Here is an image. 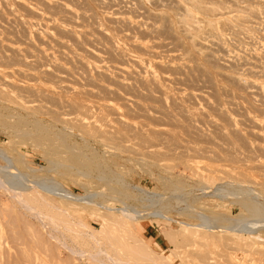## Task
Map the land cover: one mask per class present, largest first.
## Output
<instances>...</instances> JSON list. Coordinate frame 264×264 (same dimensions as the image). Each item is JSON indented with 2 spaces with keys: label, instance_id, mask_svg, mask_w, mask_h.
Wrapping results in <instances>:
<instances>
[{
  "label": "rangeland",
  "instance_id": "obj_1",
  "mask_svg": "<svg viewBox=\"0 0 264 264\" xmlns=\"http://www.w3.org/2000/svg\"><path fill=\"white\" fill-rule=\"evenodd\" d=\"M60 1L61 2L63 1L70 7L73 6L72 8L77 10V13L82 14L85 11L86 18L85 17L81 18L82 19L81 20L80 17L77 16L75 18L73 17L72 21L74 19L73 21L74 25L75 24L76 26L80 25V28H82L83 26L84 28L82 29H85L89 33L91 32L92 34L90 33L91 35L89 36V33H88V38H87L88 40L83 37L84 41H83L82 36H80V38L78 37V42L75 45L72 39H71L72 42L69 40L70 37L69 39H66L68 37L65 34H63L65 36H62V34L60 35L57 33L58 34L57 37L59 35L60 36L56 38V34H55L56 32L51 33L52 31L50 29L49 32L56 39L54 40L56 42L58 41L57 42L59 43L58 46H61V48L56 46L57 44H54L56 43L54 42V40H50V42L45 41L47 44L48 43L49 44L46 45L44 42V44L41 43L42 46L41 45L39 46L40 43L33 37V34H32V39L34 42H36V44L34 43V46L36 48L37 46L43 47V48L48 47V49L51 48L50 50L54 49L53 51L60 50L62 52H64L63 49H66V48H67L66 50L71 49L77 55L78 53L80 56L82 55V60H85L84 62L88 60L87 62L88 63L90 62L91 64L93 62L92 61L93 59L89 55L87 56V54H85L83 50H80V48L84 49V48L91 47L90 49H95L94 47H96L97 49L101 50L102 48L100 47H104L101 50V53H103L102 56L104 55L103 56L104 62L102 63L106 66H110L111 63L113 64L114 63L113 59L115 61L117 59L120 60L119 57L117 58V55H115L116 53H113L111 56H114V58L111 57V60H112L111 61L108 58L109 56L108 53L104 52L105 46L109 45L108 41L112 42L110 44H117V43L120 44L121 43L124 46H126L128 43H130L129 41H132L133 38L134 40L142 39V41H146V40L149 41L150 39L151 41H154V42L158 40L159 41V42L157 41L158 43H161V44L162 43L165 44V42L167 43L164 48L163 46L158 47L159 51L168 50L167 52H170V53L173 52L171 51L173 47L171 48L169 47V46H172V45H169L171 43V41L169 40L171 39L170 37L166 36L167 37L166 40H168V42L164 41L165 34L159 33L160 37L164 36L162 37L163 39L161 38V40L163 41L162 42L159 36L158 38H156L157 36L152 35L155 32L149 33V35L151 34V36H149L146 33H143L144 34L143 35L134 29L132 30V27H129L130 25L128 26L126 23H124L122 19H120V17L121 18L128 17L133 20L135 19L136 22H142L140 23L141 28L142 27L145 28V26L147 25L148 26L153 25L159 28L160 26H168L167 24H169L170 22L171 23L169 24V26H178V19L181 16L180 14L183 13L182 10L184 9L185 6H187L186 5L187 2L185 3L186 0L185 1L183 0H174V1L173 0H166V1L165 0H134V1L133 0H127V1L126 0H97V1L90 0L91 3L92 2L94 3L92 4L94 6V9L97 11L98 18L99 17L101 18V14L102 15L108 14L113 19L116 18L115 21L112 19L114 22L111 20V21H106L105 23V21L102 18L98 19L97 17H95L96 11L94 14V11L86 9L88 7L84 6V2H85L84 0L83 1L82 0H68V1L60 0ZM216 1L217 0H215V2L211 0L205 1L206 4L208 5L214 4V3L216 4L220 3V5L223 6L221 9H219L217 15L215 14L216 16H212V18L215 17L214 20H215L216 29L218 28L217 30L220 31L219 33L221 34L222 38L225 40L224 43L226 44V46L229 47V45H231L234 48V46L236 45L235 47H237L238 49L244 50L246 56H245V59L243 58L242 60H244L243 62H250L251 60L247 52L251 53L253 50H256L258 46L264 45V35L262 36V34L264 33L263 31L264 30V10H263L264 4H261L262 0H254V1L253 0H229V2L228 0H224L225 2L227 1L228 3L227 2L225 3L223 0L222 1L218 0L217 2ZM68 2L72 4H68ZM95 4L97 6H95ZM257 4L259 6H257ZM122 6H124V8ZM78 7H80V10ZM14 8L13 6H11L12 14L13 13L15 15L18 14V16L20 15L22 17L24 14L25 16L23 18H26L27 16V18L31 20V22L32 21L34 22L35 18H33V16L32 17L31 15L29 16L28 14H26L25 11L23 13V10L19 8H15V10ZM249 8H257L259 10H262L261 13L258 14V17L261 21L259 22V24L256 23L252 25L250 23L247 24V22H245L246 24L245 23L243 24L242 22L233 23L231 25L229 24L230 26L223 24L224 22L223 19L225 17H231L233 14H239V15H242L243 17L245 16L244 18H251ZM0 9H1L0 11H2V9L4 11V13L3 11L2 13L0 12V16H1L0 17V27L5 25L4 27L10 28L9 30L7 29V31H9L10 33L7 32L3 27L0 28L1 29L0 33L2 32L1 34H4V35L0 34L1 35L0 37L4 38L5 36L6 38L8 36L7 37L8 40L11 37L10 41L14 39L13 42L16 45H20L18 43L22 39L20 37L24 36L25 33L24 31H21L22 28H19V27L23 25H15V23L20 24L18 21L14 22L15 20L13 22H8L9 20L5 19V17H9L11 19L10 21H12L11 17H13L14 14L13 15L7 14L5 7H1ZM81 9H83L84 11ZM16 10H17V13H16ZM228 10H231L232 14H231V11L229 13ZM233 10L235 11V13H233ZM238 10H239V13H238ZM54 11L57 14L58 10L57 11L54 10ZM54 11L52 12L54 13ZM114 11H117V13H114ZM55 13L52 15V17L57 16L55 17V19L58 18L57 19L58 21L62 19L64 16L62 12L60 11H58L59 14L57 15ZM137 14L140 17H138ZM124 15L126 16L123 17ZM193 15L195 19L197 18L196 20L198 22L199 20H201V22H199L200 24L203 23V20L206 17L204 14L200 12L198 13L194 12ZM221 17L223 18L221 19ZM66 20L68 21V19H65V22H62L64 20L62 21L60 20L61 22L60 21L59 22L61 24H66L67 26L69 22V25H71L70 21L67 22ZM93 20H96V21H93ZM81 21H85V22H81ZM50 23H52V21H50ZM121 23L123 25H121ZM100 25L103 27H101ZM241 26L243 29L241 28ZM248 26H255V27H252L254 28L252 29L251 27H248ZM116 27L118 28L115 29ZM102 28L104 29V32L106 33V35L108 37H111L110 40H108L109 38H107V41H105L104 40L105 38H102L101 36L99 37V34L98 36H96L97 34L96 35L93 34V31H96L95 33L97 32L99 33V30L103 31ZM222 28L225 29L226 31L230 29L231 32L227 31V32L222 33L224 31ZM105 29L107 31H105ZM110 29H112V31H109ZM12 30L14 34L11 32ZM37 30L39 31L41 29L37 28ZM235 30L237 31V33H240V35L237 34ZM15 32L16 33L18 32V33L16 34ZM135 32L137 33V35L135 34L134 36L133 34ZM124 33L126 34L127 37L130 35L132 38L129 37L127 38L128 40L125 39L123 37L125 36ZM12 34L15 35L16 37L12 36ZM110 34L112 36L113 34L114 36L115 35L116 36L115 37L109 36ZM152 36H153V39H152ZM97 37L98 39L99 38L100 39L98 40ZM18 38L20 39V41L18 40ZM60 38L61 40L64 38L65 41L64 39L61 41ZM94 38H96L97 40ZM85 39L87 40L86 42L87 45L85 43L86 41ZM91 39H93L94 41H92ZM125 41L128 43H126ZM151 41L149 42L151 43ZM237 41H239V43L236 44L235 42ZM60 42L62 43L60 44ZM65 42H67V44ZM100 42L101 44H98ZM123 42H125V44ZM64 44L66 45L64 46ZM91 44H93V46H91ZM240 44L241 46H239ZM62 45L64 48H62ZM30 46H32V48L25 46L26 53L33 51V45H30ZM20 47L24 48V46L22 45H20ZM35 47H34V50H35ZM75 47L78 48L79 51ZM0 50H1V47H0ZM66 50L65 52H67ZM217 51H215L216 55H218L219 53H220L219 56H221V54L223 55V52L218 51L217 53ZM228 54H231V52ZM247 56H248L249 61L247 60ZM224 57L231 60L230 56L228 57L224 56ZM9 60L6 61L7 65H6V62L5 63L1 62L2 64L0 63V67L3 65L5 68V69L2 68L3 70L7 72L9 71L10 75H15V76H11V78L13 77L15 79H18L17 76L18 77L21 76L20 74L16 72L18 69H22V67L24 70L25 68L29 69L27 66L22 65L24 64V62L17 63L16 61L15 63L14 60L12 61L11 59ZM26 60L28 61L29 58ZM66 60L67 59H64V61L60 60L61 63L62 62L64 63V65L62 66L63 67L66 66V67L65 68L60 67L59 69L57 68L56 70V72L58 70L62 71V72L58 71L57 73V74L60 73L59 75L63 76L61 81L49 79L50 81L47 82L48 81L46 80L47 78H42V79H45L46 81H43L41 78L40 79L42 80V82L40 79L35 80V81L41 82V83L45 82L44 84L49 83L48 85H50V83L52 82L53 84L52 86H54L55 84L54 87H56V85L62 88L65 85H70V86L75 85L74 87L76 86L78 87L79 85H81L79 86V88L91 89L92 93H87V95H85L86 93L84 95L81 94L82 96L80 95L79 99L81 97L80 100L83 103L85 102L84 104H87L89 106V109H88L89 113L87 112V115L91 116L90 120H96L93 123L94 127H92L91 129L93 130L92 132L80 131L75 126H72L73 124L71 123H73L74 121L71 118L77 115V113L75 112L74 114L73 112L74 110H71L67 105H65L66 103L65 104L62 103L59 105L56 104L54 105L55 106L54 107L49 102L47 103V101L45 100L43 101L37 96H30V95H27L26 93L23 94V92H19L18 90H17L18 92L15 90L12 91V88L8 86L5 87L4 85H2V82H0L1 84L0 88L4 89V91H6L7 94H9L11 99H13V100L11 99L3 100L4 98L0 97V169L8 168L9 163H11L19 175V178H17L18 179L17 184L20 185V187H17L15 188L16 190H14V188H11V187L9 188L8 186L0 182V264H102L100 261L110 264L108 259L103 255H99L97 258L91 257V255H93L95 251H97V249H102L107 255H111V257L114 255L115 257L119 259L128 261L130 264H168V263L170 264H210V263L217 264V263H220L221 264V258H220L221 255H223V259H225L223 261L224 264L227 263L229 260H231V258H233V260L239 259V262L244 261V259L249 260L245 262L244 264H264V228H259L252 232H246L242 228L245 222H248L249 219L257 215V211L252 208L250 201L248 199H241L240 195L236 194V192H242V193L248 192L252 195L255 194L257 197L259 196L258 201H260L262 205L264 206V177H263L264 172H261L262 174L260 173L261 170L264 171V165H263L264 164L263 163L264 162V140L252 141L254 144L251 145L250 151H248L249 154L246 153L247 151H244L242 148L240 150L241 154H239L240 148H237L236 147L237 145L234 144L236 141L228 143V140H226L228 144L227 146L223 137H222L223 139L222 140L221 138H219L220 136H215L213 134L212 129H215L217 126L214 127L212 124L210 125V123H208L207 121L210 120L209 119L210 117L211 119L215 118L213 115H216L217 112H215L214 114V112H212V111H215L214 109L210 110L211 108H203V106H200L199 108L196 106L197 108L194 107L195 109L191 108L190 105L192 104H190L189 101L187 102V106H189L191 109L189 107L187 109H190V110L193 109V111L196 110V112L200 111L201 113L199 112L200 114H198V116L200 115L201 117V118L199 117L200 119L204 117L205 123L203 119H202L203 122L200 120L199 123L197 122L192 123L191 126H192L193 131L191 132L189 131V133L188 132L185 133L182 131L181 133H179L180 136L177 139V141L172 140V139L170 141L169 139H166V137L164 138L157 137V139L155 140L152 139L153 142L151 140V142L148 141V143L145 144L144 142L142 143V141L138 139L137 137L135 136L132 137L133 134H130V136H128L125 139H115V140L107 139L106 140L102 138V135H104V131H113V127L116 126L117 124H115L114 122H111V119L114 117L110 113L111 111H107L106 108L104 109L103 106H101L103 105V101H105L104 104L106 103L117 104V106L120 107L118 110L121 113H124L126 120L129 123H132L133 125L137 126L138 118L140 117L141 118L139 119V121L141 119L142 121H140L139 123L141 122L147 123L148 121H149L148 123H151V120L149 119L146 120L147 118L144 119L145 117H143V114H141V112L138 109H136V111L135 110L129 111V110L124 109V107L121 106L122 105L121 98L122 96L128 97L130 95L129 98L139 100L140 102L142 101V99L143 100H146V99L143 98V96L138 97V95H136L137 93L134 94L132 93V91L130 93L129 90L126 91L123 89L118 90L120 94L118 95V99H116L117 95L114 96L112 93L105 92L101 90V87H100L101 84L105 83L104 85L108 84L107 86L110 85V87L113 86L114 88H117L118 86L114 85L116 84L114 83L115 81H113L110 78L106 79V77L105 78L103 77L101 79V77H97L95 75L94 77L91 76L92 78L91 77L87 78L83 72L82 66L80 65L77 59L75 60L76 63L74 60L70 61V59H68L69 61L67 62L69 63H67ZM8 62L10 65L8 64ZM10 62L15 63V65L11 64ZM221 62L222 60H220V63ZM42 63L45 65V67L52 68L51 66L49 67V64H48L49 62H46V61L38 62L36 63L37 65H34V67L35 68L38 67L37 69L44 67V65L41 66ZM216 63L218 64L219 62H216ZM5 65L8 68L10 67L11 69L6 68ZM239 67L230 66L229 68H227V70L234 69L235 72L237 71L236 72L237 74H243V73L245 74L244 68L246 69V66L241 65ZM216 69L218 68H216L215 66V70L214 68L212 70L216 71ZM11 70L12 71L14 70L15 72L11 73ZM91 74L93 75L94 73L91 72ZM246 75H247V72H246ZM95 77L96 79H93ZM89 79L90 80L92 79V80L90 81ZM105 80L106 81L108 80V82H105ZM31 81H34V80H31ZM201 81L200 80L198 82L196 81L195 83L196 85L195 84L191 85L189 82L188 83L186 82L185 84L184 83L182 84L180 82L183 85V87L182 85L178 84V82L175 84H178L180 86L179 88L181 87L187 88V87L192 86V89H194V91H197V90L201 91V89L202 90L204 89L203 91H206L205 93L207 94L209 100L211 99L210 103L212 102L213 105L216 104L215 103L216 100L212 94V90L210 91L209 90L210 86H207V84L209 85V83H206L207 81L204 82L203 79H201ZM218 81L220 80L218 79ZM221 81H220L221 83L219 82V84H221V86L223 87H227V85L229 84L228 82H226V80L224 81L225 83H223V80ZM110 82L111 84H113L112 86ZM86 83L88 84V86ZM95 84L99 85V87L96 86ZM137 84L138 83H135L136 86ZM175 84H174V87L177 86ZM139 85L140 84H138V86ZM201 85L203 86L202 88L200 87ZM89 86H92L93 88ZM140 86H139V89H140ZM196 87H198L199 89ZM63 89L61 90L59 89V90L63 92L62 94L66 98L67 95H70V93H68V91L66 90L63 91ZM97 89L99 92L97 91ZM187 89H191V88H187ZM123 92L125 94H123ZM127 92H129L130 94L127 95L126 94ZM151 92H153L152 95L154 94V96L159 95V92L155 90H152ZM210 92L211 94H209ZM19 93L21 94L19 95ZM230 93L228 94V97ZM89 94L90 96H88ZM132 94H134V96ZM227 94L225 95L224 93L221 95L222 102L224 101V99L227 98L225 97L227 96ZM210 95L212 98L210 97ZM233 95L236 96L235 98H238V100L234 99ZM86 96H88L90 101H86V100H89L87 99ZM135 96L139 99H137ZM231 96L233 99L230 98ZM238 96H240V98ZM29 97L31 98L33 97V98L32 99L30 98L27 102L26 100ZM36 97H37V100H35ZM82 97L83 98L85 97V98L83 99ZM230 97L227 98L226 101H224V104L226 105L225 107L228 108L227 112L230 113L232 116H234L237 120L244 121V119L248 115H251V114L253 115L254 113H255L254 115H263L260 111L251 108L249 103L241 98V95L232 93ZM259 97L260 96H254L256 100L260 99ZM20 98L21 99L23 98V100L21 101ZM32 100L34 101L32 102ZM24 101H26L25 104H23ZM152 101L150 102V105L147 102V100L145 101L147 103L142 101L143 104H145L146 106L147 105L149 106V107L147 106L148 107L147 110L149 108L150 109L152 108L150 106H151V103L152 104L154 103V100ZM238 101L239 103L240 102L242 103L240 104L237 103L238 105L234 107L232 106L233 108L229 106L228 104V102L236 103ZM155 103L157 102L155 101ZM38 104L39 105L41 104V105L39 106ZM97 104L100 105L101 107L100 106L98 107ZM25 105L26 106L31 105L33 108H27ZM63 105L64 107H68V108L65 109ZM41 106L48 108V109H44ZM34 107L36 108V110ZM39 107L42 108V109L40 108L41 111ZM59 107L61 108V110H59L60 109ZM23 108L28 109V110H25ZM202 109L203 111H201ZM63 110L65 113L63 112ZM152 110L156 111L157 109L154 110V108H152ZM152 110L148 112L151 113ZM174 111L176 112V110ZM159 112H155L156 114L155 113L153 114L159 116L160 115ZM210 114L212 115L210 116ZM100 115L102 116V119L99 118ZM20 118L22 119V121ZM54 118L55 119L57 118V120L54 121ZM65 119H69V123L71 125L68 123V120H65ZM70 120H72L73 122L72 121L70 122ZM152 121H154L153 122L154 124L156 123L158 124L157 128L155 127V129H159L158 126L164 129L165 128L171 129V125H170L171 122L166 119H161V120L158 119V121L157 120H152ZM217 121H219V119ZM20 123L23 124V128L22 126H20ZM245 123L248 124L246 121H244L243 124ZM243 124L239 126H240V129L243 128L244 130L248 128L247 126H249L250 123L248 125H243ZM194 126L196 128L195 130L193 129ZM219 126L220 125H218V127ZM121 127L123 128L124 131L132 128V127L123 126V125H121ZM221 127L222 126H220L219 129ZM250 127L251 126H249V129L252 128ZM86 131H89V130H86ZM59 133L61 135H59ZM196 134L198 135L200 134V136ZM39 137H41V139ZM158 140H161V142ZM205 140L207 141V143ZM62 141H63V144H62ZM59 142H61V144ZM222 142L224 145L222 144ZM261 142L263 143V145ZM230 143H233L234 145H231ZM66 144L69 146L67 147ZM229 145H231V147ZM232 146H235L233 148L235 149L237 148L238 150H236L235 152ZM226 147H228L230 150H228V148ZM231 151L235 152V154L234 153L233 154L234 155L237 154L238 157L237 155L236 157L239 158V159H236L234 156L233 157L234 160L236 159V162L234 161V163H233L232 158L228 159V157L225 156V154L230 155ZM63 154L66 156H64ZM67 155L70 157H67ZM75 156H80L79 159L84 160L85 162V166L83 168V170H85L84 172L80 173L75 168V166L78 164L77 161L74 159ZM220 156L222 158L223 157L225 158H223L222 160ZM68 161L69 163H67ZM59 162L62 166L58 165ZM230 162L233 163V165ZM70 163H72V165H75L76 163V165L73 167ZM240 164L241 166H239ZM204 170L206 171V173L208 172L209 175L212 176L213 180L206 179L200 175V173L206 174ZM211 170H214L216 173L210 174ZM219 177H221L222 180H220ZM101 178L103 179L101 180ZM247 178H249L248 182H246ZM28 179L30 180L32 179L33 182L29 181ZM222 182L224 183L232 182L234 184L233 190L235 193L226 194L225 195L226 197L225 196L222 197V195L213 196L212 193L210 192L213 189H210V190L207 189L209 185H219ZM21 184L22 185L30 184L31 188L23 189L21 188L22 186ZM60 187H63L69 190V192H71L74 197H77L79 199L59 195L58 193H56V190L54 189L60 188ZM81 199H83V201ZM125 204H127L128 206L134 208L135 210L139 212H143L144 217L138 220L127 221V226L125 227L127 228L128 225L132 224V226H134V232L136 233L135 235H137V237H142L145 233V243L139 241V238L137 239V237L136 238L132 237L129 234V232L126 231V228L123 233H119V230L116 229V225H115L118 223V222H115L116 219L115 220L111 219L109 220L108 223L104 222L102 215H106V214L109 215L110 213H113L116 215L118 214V212H111L109 209L105 208V206L111 207V208L122 209ZM151 211L159 212L160 214L158 213V215H161L162 218L153 217V216H150L151 214H147V212H151ZM153 214H157V213L153 212ZM113 221H114V225L112 224ZM230 224H234L238 226V229H236V231H228V230H224V231L208 230L207 231L206 230V228H208L211 225L218 226V225H230ZM192 226L197 227L199 231L203 233L202 235L204 236L201 237L199 235L200 233L198 232L195 233L194 231H198V230L193 229ZM114 229H116L118 232H114L113 231ZM207 235H214L216 240L211 239ZM150 244L153 245L154 248L149 247L148 245ZM200 254L202 258H203L202 255L205 254L204 255L205 258L203 259L201 258V261L199 260ZM216 254H219L220 256L218 255L216 256ZM202 260L204 262H202Z\"/></svg>",
  "mask_w": 264,
  "mask_h": 264
},
{
  "label": "bare ground",
  "instance_id": "obj_2",
  "mask_svg": "<svg viewBox=\"0 0 264 264\" xmlns=\"http://www.w3.org/2000/svg\"><path fill=\"white\" fill-rule=\"evenodd\" d=\"M39 1V3H38ZM68 1V0H67ZM83 1V0H82ZM84 6H87L88 8L86 9H89L91 11H94V14H95V9H94V6L93 4L91 3L90 0H84ZM95 1V0H94ZM97 1V0H96ZM127 1V0H126ZM134 1V0H133ZM166 1V0H165ZM174 1V0H173ZM185 1V0H183ZM206 0H186L185 3L187 2V6L182 7V11L183 13L180 14L181 16L179 17L178 19V26H169V24H167L168 26H160L159 28H157L156 26H145V28H141V24L142 22H136L135 19H130L128 17H125L126 15H124L123 17L125 18H121L122 21L124 23H126L129 27H132V30H136L137 32H140L141 34L143 33H146L149 35V33H153L152 35L154 36H157L156 38H161L165 36V40L164 41H167L166 38L167 37H170L171 39H169L171 41V43L169 45H172V46H169L170 48L173 47V49L170 50L173 51V52H167L166 50H163V51H159V48L158 47H162L163 48L166 46V42L165 44L164 43H158L157 41L154 42V41H151L149 39V41H151V43L149 41H142L141 40H134V38L132 39V41H129L130 43H128L126 46H124L123 44H110L112 42H109V45L108 46H105V50L104 52L105 53H108V58L111 60V57L114 58V56H111L113 53H116L115 55H117V58L119 57L120 60H114V63L110 66H106L104 65L102 62H104V58L102 56L103 53H101V50L104 48V47H100L102 48L101 50L97 49L96 47H94L95 49H90L91 47L89 48H84V49H81L80 50H83L85 54H87V56L89 55L93 60L92 64L89 62H87L88 60H86V62H84L85 60H82V55L80 56L79 53L78 55L73 51V50H66V49H63L64 52L60 51V50H56V51H53V50H50L47 48H43V47H38L37 45V48L34 46V43L36 44V42L33 41L32 39V34H33V37L40 43L39 46L41 45V43L44 44L45 41L47 42H50V40H54V36L51 34V33H55L56 34V38H58L61 34L62 36H67L68 38L66 39H69L70 37V41L71 39L73 40V42L75 43V45L77 44L78 42V37L80 38V36H82V38H88V31H86L85 29H82L84 28L82 26V28H80V25L76 26V24L74 25L73 21H72V18L74 17H80L81 18H84L85 17V11L84 13L80 14V13H77V10H75L74 8L70 7L69 5H67L66 3H64L63 1L61 2L60 0H0V8L1 7H5L6 9V13L7 14H12V9H11V6H13V8H19L21 10H23V13L24 11L26 12V14H28L29 16L31 15V17L33 16V18H35L34 22L31 20H29L27 18H23L25 15L23 14V17L22 16H18L13 15L12 18V21H10L11 19L9 17H5V19L9 20L8 22H16L18 21L20 24H16L15 25H23L19 28H22L21 31H24L25 35L20 37L22 38L21 41L20 39L18 38V40L20 42H18L20 45L24 46L23 47H20V45H16L12 39L10 41V38L9 40L7 39V37L5 38H1L0 37V47H1V50H0V63L1 62H6L8 61L9 59L14 60L15 63L17 61L18 62H24V66H27L29 69L25 68V70L23 69H18L16 72L18 74H20L17 78L18 79H15V78H11V76H15V75H10L9 71H5L3 70L2 68H4V66L0 67V82H2V85H4L5 87L8 86L10 88H12V91L15 90V91H19V92H23L26 93L27 95H30V96H37L38 98H40L41 100H45L47 101V103L49 102L50 104H52L53 106L56 105V104H62V103H66L65 105H67L71 110H74V114L75 112L77 113V115H75L73 118H71L72 120H70V122L72 121L73 124L72 126H75L77 129H79L80 131H85V132H92L93 130L92 127H94V122L96 120H90L91 119V116L87 115V112H88V109H89V106L87 104H84L80 99H79V96L81 94H85L87 95V93H92L91 89L89 88H79V85L78 87H74V86H70V85H65L63 84V88L62 87H58L55 84L54 86H52V82L50 83V85H48L49 83L47 84H44V83H41L42 80L43 81H46L48 80L47 82H49L50 80H57V81H61L62 80V77L63 76H60L58 73V71L56 72L57 68L59 69L60 67H63L62 65H64V63L62 64L60 62V60L64 61V59H67V61H69L68 59H70V61L72 60H78L80 65L82 66L83 68V72L84 74L86 75L87 78L89 77H94L97 76V77H101V79L104 77L107 78H110L112 79L113 81H115L114 85H117L116 87L117 88H114L111 84L112 87L107 86L108 84L104 85V84H101L100 87H101V90L105 91V92H108V93H112L114 96L117 95V98L118 99V95L120 94V92L118 91L119 89H123V90H126L131 93H137L136 95H138V97H142L145 98L147 100V102L149 100H154V103L155 105H153L151 103V106L152 108L157 109L156 111H153L152 108L150 110L153 111V113L155 112H159L160 115L157 116V115H154L149 109L147 110L148 107L143 104V102H145L146 100H143L142 98V101L140 102L139 100H135V99H132V98H129L128 97H124L122 96V101H121V106L124 107V109L126 110H131V111H136V109H138L141 114H143V117H145L144 119L146 120H151V123H139L140 121H142V119L139 121V119L141 118H138V124L137 126L133 125L132 123H129L126 118H125V115L124 113H121L118 109L120 108L119 106H117V104H114V103H106L104 104L105 101H103V108L107 109V111H111L110 113L114 116L112 119H111V122H114L115 124H117L116 126L113 127V131H104V135H102V138L104 139H110V140H115V139H125L127 138L128 136H130V134H133L132 137H137L138 139H140L142 141V143L144 142L145 144L148 143V141L151 142L152 139H157V137L159 138H164L166 137V139H169L171 141L172 140H175L177 141V139L179 138V133H181L182 131L183 132H188L189 131H193L192 130V126L191 124L192 123H199L200 120L203 122L204 120V117L202 119H200V115L198 116V114H200L198 111V113L196 112V110L193 111L190 110L191 108H194V107H200V106H203V108H211L210 110L214 109L215 111H212L214 112H217L216 115H213L215 118H212L211 117L207 120L208 123H210V125L212 124L214 127L218 125L222 126L220 129L218 127L215 128V129H212L213 131V134L215 136H220L219 138L225 140V143L226 145L228 146L226 140H228V143L229 142H233V141H236L234 144H236L237 148H240L239 149V154H241L240 150L241 148L244 150V151H247L246 153L249 154L248 151H250V147L252 144H254L252 141H256V140H264V45L263 46H258L256 48V50H251L252 52L249 53V58H250V62H243L244 60H242L243 58L245 59V52L244 50H241V49H238L237 47H235L234 45V48L229 45L226 46V44L224 43V39L222 38L221 34L219 33L220 31H218L216 29V26H215V20L214 18H212V16H216L219 9H221L223 6L220 5V3L216 4H206L205 2ZM211 1H214L215 0H211ZM218 1V0H217ZM216 1V2H217ZM222 1V0H221ZM224 1V0H223ZM254 1V0H253ZM70 2V1H69ZM68 4H72V3H69ZM116 2V1H115ZM120 2V1H119ZM138 2V1H137ZM225 2V1H224ZM223 2V3H224ZM227 2V1H226ZM225 2V3H226ZM229 2V0H228ZM227 2V3H228ZM238 2V1H237ZM247 2V1H246ZM259 2V1H258ZM77 3V2H76ZM80 3V2H79ZM110 3V2H109ZM222 3V2H221ZM244 3V2H243ZM251 3V2H250ZM260 3V2H259ZM81 4V3H80ZM111 4V3H110ZM114 4V3H113ZM116 4V3H115ZM160 4V3H159ZM168 4V3H167ZM183 4V3H182ZM248 4V3H247ZM261 4H264V0L261 1ZM74 5V3H73ZM78 5V4H77ZM117 5V4H116ZM119 5V4H118ZM158 5V4H157ZM162 5V4H161ZM181 5V4H180ZM233 5V4H232ZM95 6H97L95 4ZM107 6V5H106ZM235 6V5H234ZM257 6H259L257 4ZM263 6V5H262ZM76 7V6H75ZM83 7V5H82ZM108 7V6H107ZM110 7V6H109ZM118 7V6H117ZM124 8V6H122ZM135 7V6H134ZM141 7V6H140ZM139 7V8H140ZM160 7V6H159ZM181 7V6H180ZM227 7V6H226ZM14 8V10H15ZM79 10H80V7H78ZM99 8V7H97ZM138 8V7H137ZM142 8V7H141ZM167 8V7H166ZM77 9V8H76ZM106 9V8H105ZM132 9V8H131ZM175 9V8H174ZM244 9V8H243ZM247 9V8H246ZM263 9V8H261ZM1 10V9H0ZM54 10H58L60 12H62V15L63 18L60 19L62 22H65V19H68V21H70L71 25H69V22H68V26L66 24H61L57 19H55V17L57 16H53L52 15L55 13ZM78 10V11H79ZM122 10V9H121ZM137 10V9H136ZM179 10V11H181ZM232 10V9H231ZM231 10H228L229 13ZM264 10V9H263ZM3 11V9H2ZM2 11H0L2 13ZM54 11V13L52 12ZM57 11V14H59ZM126 11V10H125ZM241 11V10H240ZM249 11H250V14H251V18H244L242 15H239V14H233L231 17H225L223 19V24L225 25H231L233 23H245L247 22V24H256L260 21L259 17H258V14L261 13L262 10H259L257 8H249ZM194 12H200L202 14H204L206 17L205 19L203 20V23L200 24L199 22H201V20H199V22L194 18V15L193 13ZM4 13V11H3ZM16 13H17V10H16ZM87 13V11H86ZM99 13V11H98ZM106 13V11H105ZM114 13H117V11H114ZM121 13V11H120ZM128 13V11H127ZM233 13H235V11L233 10ZM238 13H239V10H238ZM20 14V13H19ZM56 14V13H55ZM56 14V15H57ZM144 14V13H143ZM147 14V13H145ZM176 14V13H175ZM216 14V15H215ZM224 14V13H223ZM231 14H232V11H231ZM3 15V14H1ZM91 15V13H90ZM93 15V14H92ZM97 17L98 14H97V11H96V14H95ZM113 15V14H112ZM115 15V14H114ZM118 15V14H117ZM138 15V14H137ZM136 15V16H137ZM220 15V14H219ZM249 15V14H248ZM121 16V15H120ZM143 16V15H142ZM223 16V15H222ZM229 16V15H228ZM247 16V15H246ZM263 16V15H262ZM1 17V16H0ZM2 17V18H4ZM131 17V16H130ZM133 17V16H132ZM138 17H140L138 15ZM151 17V16H150ZM155 17V16H154ZM159 17V16H157ZM156 17V18H157ZM198 17V16H197ZM61 18V17H59ZM86 18V17H85ZM92 18V17H91ZM98 18V17H97ZM96 18V20H97ZM100 18V17H99ZM98 18V19H99ZM101 18L105 21H111L113 18L110 17L108 14L106 15H102L101 14ZM100 18V19H101ZM143 18V17H142ZM162 18V17H161ZM201 18V17H200ZM223 17H221L222 19ZM71 19V20H70ZM79 19V18H77ZM94 19V18H93ZM116 19V18H115ZM115 19H113L115 21ZM119 19V18H118ZM117 19V20H118ZM154 19V18H153ZM164 19V18H163ZM217 19V18H216ZM220 19V20H221ZM6 20V21H7ZM82 20V19H81ZM96 20H93V21H96ZM112 20V21H113ZM137 20V19H136ZM145 20V19H143ZM149 20V19H148ZM155 20V19H154ZM158 20V19H157ZM218 20V19H217ZM49 21V22H48ZM50 21H52V23H50ZM86 21V19H85ZM85 21H81V22H85ZM113 21V22H114ZM120 21V20H119ZM118 21V22H119ZM48 22V24H47ZM66 22V23H67ZM80 22V23H81ZM88 22V21H87ZM103 22V21H102ZM121 22V21H120ZM122 22V23H123ZM144 22V21H143ZM146 22V21H145ZM152 22V21H151ZM167 22V21H166ZM73 23V25H72ZM91 23V22H90ZM108 23V22H107ZM110 23V22H109ZM121 23V25H123ZM153 23V22H152ZM219 23V22H218ZM221 23V22H220ZM2 24V23H1ZM4 24V23H3ZM51 24V25H49ZM84 24V23H83ZM119 24V23H118ZM154 24V23H153ZM158 24V23H157ZM222 24V23H221ZM246 24V23H245ZM113 25V23H112ZM125 25V24H124ZM145 25V24H144ZM161 25V24H160ZM175 25V24H174ZM220 25V24H219ZM224 25V26H225ZM229 25V26H230ZM5 26V25H4ZM2 26L6 31L7 29L9 30L10 28H7V27H4ZM11 26V25H10ZM9 26V27H10ZM85 26V25H84ZM91 26V25H90ZM101 26V25H100ZM143 26V24H142ZM0 27V28H2ZM12 27V26H11ZM15 27V26H14ZM86 27V26H85ZM99 27V26H98ZM103 27V26H101ZM127 27V26H126ZM125 27V28H126ZM221 27V26H220ZM239 27V26H238ZM248 27H255V26H248ZM246 27V28H248ZM263 27V25H262ZM17 28V27H16ZM37 28H40L41 30H37ZM87 28V27H86ZM90 28V27H89ZM93 28V26H92ZM118 27H116L115 29H117ZM224 28V27H223ZM222 28V29H223ZM227 28V27H226ZM242 28V26H241ZM18 29V28H17ZM51 29V33L49 32V30ZM53 29V30H52ZM97 29V28H95ZM100 29V28H99ZM123 29V28H122ZM243 29V28H242ZM250 29V28H249ZM254 29V28H252ZM1 30V29H0ZM19 30V29H18ZM17 30V31H18ZM55 30V31H54ZM88 30V29H87ZM93 30V29H92ZM103 31L99 30V33H95L96 31H93V34H97L96 36H98L99 34V37L101 36L102 38H105L104 40L107 41V38H109L108 40H110L111 37H108L106 35V33L104 32V29L102 28ZM160 30V31H159ZM224 32H229V30H225L223 29ZM237 30V28H236ZM235 30V31H236ZM256 30V28H255ZM259 30V29H258ZM90 31V30H89ZM98 31V30H97ZM105 31H107L105 29ZM109 31H112V29H110ZM108 31V32H109ZM114 31V30H113ZM118 31V30H117ZM157 31V32H156ZM233 31V30H232ZM241 31V30H240ZM250 31V30H249ZM252 31V30H251ZM264 31V30H263ZM9 32V31H7ZM13 33V30L11 31ZM20 32V31H19ZM115 32V31H114ZM120 32V31H119ZM231 32V31H230ZM244 32V31H243ZM242 32V33H243ZM254 32V31H253ZM2 33V32H1ZM0 33V34H1ZM6 33V32H5ZM10 33V32H9ZM16 33V32H15ZM18 33V32H17ZM16 33V34H17ZM23 33V32H22ZM60 34L58 37L57 35ZM91 33V32H90ZM89 33V36L92 34ZM165 34L164 36H161L160 37V34ZM237 33V31H236ZM247 33V32H246ZM7 34V33H6ZM14 34V33H13ZM14 37H16L15 35H13ZM65 34V35H63ZM121 34V33H120ZM119 34V35H120ZM123 34V33H122ZM125 34V33H124ZM135 34L137 35V33L135 32L133 35L135 36ZM140 34V35H141ZM156 34V35H155ZM228 34V33H227ZM230 34V33H229ZM233 34V32H232ZM240 35V33H237ZM244 34V33H243ZM258 34V33H257ZM1 35H4V34H1ZM0 35V36H1ZM94 35V36H95ZM128 35V34H127ZM132 35V33H131ZM144 35V34H143ZM231 35V34H230ZM242 35V34H241ZM264 35V33L262 34V36ZM61 36V37H62ZM109 36H112L111 34ZM114 36V34H113ZM112 36V37H113ZM116 36V35H115ZM114 36V37H115ZM123 36V35H122ZM142 36V35H141ZM151 36V34L149 35ZM167 36V37H166ZM235 36V35H234ZM243 36V35H242ZM261 36V35H260ZM259 36V37H260ZM13 37V38H14ZM125 39L131 37L130 35L127 37L126 34L125 36H123ZM137 37V36H136ZM237 37V36H236ZM240 37V36H239ZM84 38H83V41H84ZM118 38V37H117ZM121 38V37H120ZM132 38V37H131ZM151 38V37H150ZM247 38V37H246ZM249 38V37H248ZM257 38V37H256ZM16 39V38H15ZM64 39V38H63ZM62 39V40H63ZM85 39V40H86ZM96 39V38H94ZM98 39V37H97ZM96 39V40H97ZM100 39V38H99ZM98 39V40H99ZM152 39H153V36H152ZM163 39V38H162ZM227 39V38H226ZM232 39V38H231ZM237 39V38H236ZM261 39V38H260ZM56 40V39H55ZM54 40V42H56ZM61 40V38H60ZM61 40V41H62ZM88 40V39H87ZM87 40L85 41V43L87 42ZM90 40V38H89ZM92 41H94L93 39H91ZM95 40V41H96ZM102 40V39H101ZM113 40V39H112ZM123 40V39H122ZM121 40V41H122ZM128 40V39H127ZM131 40V39H130ZM263 40V39H262ZM65 41V39H64ZM67 41V40H66ZM82 41V39H81ZM103 41V40H102ZM162 41V40H161ZM236 41V40H234ZM240 41V39H239ZM239 41L235 42L236 44L239 43ZM261 41V40H260ZM16 42V41H15ZM37 42V43H38ZM53 42V43H54ZM58 42V41H57ZM54 43V44H57L56 46L59 45V43ZM72 42V41H71ZM80 42V41H79ZM125 42H123L125 44ZM149 42V43H148ZM163 42V41H162ZM227 42V41H226ZM256 42V41H255ZM62 42H60L61 44ZM67 44V42H65ZM84 43V42H83ZM81 43V44H83ZM116 43V41H115ZM242 43V41H241ZM250 43V42H249ZM46 45H48L46 42H45ZM64 44V46L66 45ZM80 44V43H78ZM98 44H101L98 43ZM107 44V42H106ZM255 44V43H254ZM258 44V43H257ZM30 45H33V51L31 52H28L26 53V47H31ZM87 45V43H86ZM89 45V44H88ZM259 45V44H258ZM42 46V45H41ZM71 46V45H70ZM74 46V44H73ZM78 46V45H77ZM85 46V44H84ZM91 46H93V44H91ZM98 46V45H97ZM103 46V45H102ZM231 46V47H230ZM241 46V44L239 45ZM244 46V45H243ZM34 47H35V50H34ZM45 47V46H44ZM59 48H61V46H58ZM57 47V49H58ZM79 47V46H78ZM168 47V46H167ZM215 47V48H214ZM260 47V48H259ZM62 48L63 45H62ZM70 48V47H69ZM68 48V49H69ZM76 48V47H75ZM93 48V47H92ZM158 48V49H157ZM252 48V47H250ZM30 49V48H28ZM78 50V48H76ZM75 49V50H76ZM235 49V50H234ZM62 50V49H61ZM65 50L67 52H65ZM161 50V49H160ZM220 51V52H223V55L224 56H230V59H227L225 58L222 54L221 56L216 55L215 51ZM25 51V52H24ZM79 51V50H78ZM217 51V53H218ZM103 52V51H102ZM231 54H228L230 53ZM75 53V54H74ZM83 53V52H82ZM27 54V55H26ZM81 54V53H80ZM226 54V55H225ZM247 54V55H248ZM107 56V55H106ZM105 56V57H106ZM89 57V58H90ZM29 60L27 61L26 59ZM33 58V59H31ZM85 58V57H83ZM88 58V59H89ZM106 59V58H105ZM90 60V59H89ZM220 60H222V62L220 63ZM242 60V61H241ZM247 60H248V56H247ZM10 61V60H9ZM49 62V67L51 66L52 68H47L45 67V65L42 63L41 66L44 65V67H41L39 69L35 68L34 65H37L36 63L38 62ZM107 61V60H105ZM112 61V60H111ZM249 61V60H248ZM216 62H219L218 64ZM3 63V64H4ZM11 64H14L13 62H10ZM69 63V62H67ZM76 63V61H75ZM245 63V64H243ZM2 64V63H1ZM9 64V62H8ZM72 64V63H71ZM217 64V65H216ZM6 65H7V62H6ZM5 65V67H6ZM10 65V64H9ZM21 65V66H22ZM39 65V64H38ZM241 65H245L246 66V69L244 68V71H245V74H237L234 69L232 70H227V68H229L230 66L232 67H239ZM12 66V65H11ZM68 66V65H67ZM215 66L216 68V71L215 70ZM14 67V66H13ZM66 67V66H65ZM63 67V68H65ZM69 67V66H68ZM75 67V66H74ZM79 67V66H78ZM8 68V67H6ZM10 68V67H9ZM8 68V69H9ZM17 68V67H16ZM20 68V67H19ZM34 68V69H33ZM81 68V67H80ZM214 68V70H212ZM240 68V67H239ZM5 69V68H4ZM7 69V70H8ZM11 69V68H10ZM36 69V70H35ZM77 69V68H76ZM16 70V69H15ZM61 70V69H60ZM66 70V69H65ZM71 70V69H70ZM78 70V69H77ZM72 71V70H71ZM15 71L11 70V73H14ZM59 72H62V71H59ZM91 72H93L94 74L92 75ZM212 72V74H211ZM246 72H247V75H246ZM64 73V71H63ZM62 73V74H63ZM70 73V72H68ZM67 74V73H66ZM72 75V74H71ZM85 77V76H84ZM91 77V78H92ZM9 78V79H8ZM42 78H47L46 80L45 79H41ZM78 78V77H77ZM8 79V80H7ZM40 79L41 82H36L35 80H38ZM50 79V80H49ZM66 79V78H65ZM82 79V78H81ZM93 79H96L93 78ZM99 79V78H98ZM108 79V80H110ZM201 79L204 80V82L206 83H209V85L207 84V86H210L209 90L211 91L212 90V94L216 100V104L213 105V103L211 104L210 103V100L207 96V94L205 93L206 91H203L201 89L200 90H197L196 87L195 89L197 91H194V89H192V86L191 87H187V88H191V89H187L186 87L185 88H182L183 87V83L185 84L186 82L190 83L191 85H194L196 83V81L198 82L199 80L201 81ZM218 79L221 81L223 80V83H225L224 81L226 80V82H228L229 84V87L227 85V87H223L221 86V84H219L220 81H218ZM31 80H34V81H31ZM39 80V81H40ZM64 80V79H63ZM79 80V79H78ZM84 80V79H83ZM90 80V79H89ZM88 80V81H89ZM92 80V79H91ZM90 80V81H91ZM108 80L105 82H108ZM111 80V81H112ZM132 80V81H130ZM103 81V80H102ZM112 81V82H113ZM134 81V82H133ZM54 82V81H53ZM70 82V81H69ZM96 82V81H94ZM182 85L181 88H179L180 86L178 84H175L177 83ZM182 84H181V83ZM202 82V81H201ZM203 82V83H204ZM222 82V81H221ZM220 82V83H221ZM66 83V82H65ZM75 83V82H74ZM77 83V82H76ZM93 83V81H92ZM102 83V82H101ZM135 83H138L140 84V89H139V86L137 88V86L135 85ZM57 84V83H56ZM78 84V83H77ZM87 84V83H86ZM85 84V86H86ZM97 84V83H96ZM95 84V85H96ZM99 84V82H98ZM174 84L177 85L174 87ZM205 84V83H204ZM203 84V85H204ZM1 85V84H0ZM94 85V86H95ZM173 85V86H172ZM196 85V84H195ZM61 86V85H59ZM84 86V84H83ZM88 86V84H87ZM93 86V84H92ZM92 86H89V87H92ZM99 87V85H96ZM226 86V85H225ZM3 87V86H2ZM97 87V88H98ZM142 87V88H141ZM195 87V86H193ZM201 88L203 87L202 85L200 86ZM9 88V89H10ZM63 89L68 91V93H70V95H67V97L65 98V96L62 94L63 92L60 91L59 89ZM93 88V87H92ZM96 88V87H94ZM205 88V87H204ZM58 89V90H57ZM199 89V88H198ZM207 89V88H206ZM205 89V90H206ZM96 90V89H95ZM100 90V91H101ZM152 90H155L157 92H159V95L157 96H154V94L152 95L153 92H151ZM17 91V92H18ZM98 91V89H97ZM96 91V92H97ZM208 91V90H207ZM10 92V91H9ZM16 92V94H17ZM95 92V93H96ZM99 92V91H98ZM122 92V91H121ZM125 92V91H124ZM123 92V94H125ZM129 92H127L126 94H130ZM230 92L232 93H236L238 95H241V98L243 100H245L246 102L249 103L250 107L255 109V110H258L260 111L263 115H246L247 117L244 119V121H246L249 126H251L249 129V126H247L248 128L244 129L241 128L240 129V126L239 125H242L244 121H239L237 120L234 116H232L230 113H228V108H226L225 104H224V101H226L227 98L230 97V95L232 93H230L229 97H228V94ZM12 93V92H11ZM67 93V92H65ZM93 93V94H95ZM225 95L227 94V97L226 99H224V101L222 102L221 101V95L224 94ZM21 93H19L20 95ZM25 94V95H26ZM101 94V93H100ZM104 94V93H103ZM122 94V95H123ZM134 94H132L134 96ZM211 94V92L209 93ZM208 94V95H209ZM66 95V94H65ZM106 95V93H105ZM18 96V94H17ZM24 96V95H23ZM22 96V97H23ZM82 96V95H81ZM90 96V94L88 95ZM87 97V99H89ZM126 96V95H125ZM224 96V95H223ZM234 96V95H233ZM254 96H260L258 100H256L254 98ZM0 97L4 98L3 100L5 99H11V97L9 96V94H7L6 91H4V89L0 88ZM21 97V96H20ZM37 97L35 100H37ZM64 97V98H63ZM136 97V96H135ZM211 97V95H210ZM224 97V98H225ZM236 96H234V99L238 100V98H235ZM240 98V96H238ZM13 98V97H12ZM18 98V97H17ZM27 98V96H26ZM25 98V99H26ZM31 97H29L26 101L28 102V100L30 99ZM33 98V97H32ZM31 98V99H32ZM83 98V97H82ZM85 98V97H84ZM83 98V99H84ZM100 98V97H98ZM105 98V97H104ZM137 98V97H136ZM212 98V97H211ZM232 98V96L230 97ZM38 99V100H40ZM139 99V98H137ZM140 99V100H141ZM233 99V98H232ZM13 100V99H11ZM19 100V99H18ZM20 100L22 101L23 98ZM106 100V99H105ZM213 100V101H215ZM231 100V99H230ZM240 100V99H239ZM242 100V101H243ZM9 101V100H8ZM26 101H24L23 104L26 103ZM34 100H32L33 102ZM42 101V102H43ZM86 101H90L89 100H86ZM149 101V105H150V102ZM155 101L157 103H155ZM190 102V107L187 106V102ZM199 101V102H197ZM241 101V100H240ZM14 102V101H13ZM36 102V101H35ZM40 102V103H42ZM102 102V101H101ZM145 102V103H147ZM153 102V101H152ZM197 102V103H196ZM201 102V103H200ZM16 103V102H15ZM39 103V102H37ZM36 103V104H37ZM46 103V102H45ZM186 103V104H185ZM236 103H229V106H236L238 105ZM242 103V102H240ZM239 103V104H240ZM13 104V103H12ZM18 104V103H17ZM28 104V103H27ZM44 104V103H43ZM101 104V103H100ZM227 104V105H228ZM19 105V104H18ZM22 105V104H21ZM39 105V104H38ZM41 105V104H40ZM39 105V106H40ZM49 105V104H48ZM98 105V104H97ZM26 106V105H25ZM44 106V105H43ZM41 106L42 108L44 109H48V108H45ZM91 106V105H90ZM100 105H98L99 107ZM100 106V107H101ZM243 106V105H242ZM19 107V106H18ZM21 107V106H20ZM27 108H33L31 105H28L26 106ZM38 107V106H37ZM39 107V109L41 108ZM52 107V106H51ZM55 107V106H54ZM64 107V105H63ZM68 107H64L65 109L68 108ZM94 107V106H93ZM190 108V109H187V108ZM196 107V108H197ZM232 107V108H233ZM35 108V107H34ZM41 108V109H42ZM60 108V107H59ZM58 108V109H59ZM236 108V107H235ZM234 108V110H235ZM239 108V107H238ZM245 108V107H244ZM25 109V108H23ZM37 109V110H39ZM40 109V111H41ZM52 109V108H51ZM195 109V108H194ZM201 109V108H200ZM227 109V110H226ZM242 109V108H241ZM248 109V108H246ZM252 109V110H253ZM25 110H28V109H25ZM30 110V109H29ZM32 110V109H31ZM36 110V108H35ZM61 110V108L59 109ZM137 110V111H138ZM176 110V112L174 111ZM178 110V111H177ZM205 110V109H204ZM208 110V109H207ZM250 110V109H249ZM248 110V111H249ZM47 111V110H46ZM45 111V113H46ZM53 111V110H52ZM203 111V109L201 110ZM233 111V110H232ZM257 111V112H258ZM39 112V111H37ZM51 112V110H50ZM64 112V110H63ZM138 112V113H140ZM209 112V111H208ZM230 112V111H229ZM35 113V112H34ZM65 113V112H64ZM89 113V112H88ZM158 113V114H159ZM210 113V112H209ZM259 113V112H258ZM52 114V113H51ZM55 114V113H53ZM131 114V113H130ZM139 114V115H141ZM156 114V113H155ZM203 114V113H202ZM213 114V113H212ZM210 114V116L212 115ZM66 115V114H65ZM137 115V114H136ZM138 115V116H139ZM207 115V114H206ZM54 116V115H53ZM58 116V115H57ZM56 116V117H57ZM61 116V115H60ZM106 116V115H104ZM133 116V115H132ZM162 116V117H160ZM209 116V115H208ZM219 119V121H217V117ZM41 117V116H40ZM108 117V116H107ZM200 117V118H199ZM50 118V117H49ZM102 119V116L100 115V117ZM104 118V117H103ZM106 118V117H105ZM133 118V117H132ZM136 118V116H135ZM208 118V117H207ZM21 119V118H20ZM19 119V120H20ZM51 119V118H50ZM70 119V118H69ZM69 119H65V120H68V123H69ZM158 119H166L168 121L171 122V129H164V128H160L159 129H155V127L157 128V123L154 124L152 120H157ZM206 119V118H205ZM239 119V118H238ZM53 120V119H52ZM57 120V118L55 119L54 118V121ZM109 120V119H108ZM22 121V119H21ZM20 121V122H21ZM32 121V120H31ZM63 121V120H62ZM60 122V121H59ZM145 122V121H144ZM201 122V123H202ZM206 122V123H207ZM242 122V123H240ZM19 123V122H17ZM36 123V122H35ZM62 123V122H61ZM204 123H205V120H204ZM207 123V124H208ZM240 123V124H239ZM16 124V123H15ZM22 123H20V126H22L23 128V124L21 125ZM64 124V123H63ZM70 124V123H69ZM70 124V125H71ZM248 124H243V125H248ZM27 125V124H26ZM25 125V126H26ZM67 125V124H66ZM121 125L123 126H128V127H132L131 129L129 130H123V128L121 127ZM200 125V124H199ZM203 125V124H202ZM28 126V125H27ZM68 126V125H67ZM212 126V127H213ZM14 127V126H13ZM69 127V126H68ZM211 127V126H210ZM225 128V129H224ZM245 128V127H244ZM194 130L196 129L195 126L193 128ZM199 129V128H198ZM204 129V128H203ZM248 129V130H247ZM18 130V129H17ZM86 130H89V131H86ZM202 130V129H200ZM199 130V131H200ZM205 130V129H204ZM18 132V131H17ZM196 132V131H195ZM194 132V133H195ZM207 132V131H206ZM205 132V133H206ZM187 133V134H188ZM198 133V132H197ZM201 133V132H200ZM204 133V134H205ZM209 133V132H208ZM207 134V133H206ZM210 134V133H209ZM212 134V135H213ZM59 135H61L59 133ZM58 135V136H59ZM198 135V134H196ZM44 136V135H43ZM200 136V134L198 135ZM205 136V135H204ZM49 137V136H48ZM41 139V137H39ZM158 138V139H159ZM197 138V137H196ZM37 139V138H36ZM51 139V138H50ZM136 139V138H135ZM199 139V138H198ZM207 139V138H206ZM209 139V138H208ZM215 139V138H214ZM222 139V140H223ZM39 140V139H38ZM52 140V139H51ZM60 140V139H59ZM165 140V139H164ZM213 140V139H212ZM232 140V141H230ZM161 142V140H158ZM206 141V140H205ZM215 141V140H214ZM153 142V140H152ZM173 142V141H172ZM224 142V141H223ZM222 142V144H223ZM259 142V141H258ZM35 143V142H34ZM57 143V142H56ZM61 144V142H59ZM58 143V144H59ZM157 143V142H156ZM207 143V141H206ZM212 143V142H211ZM217 143V142H216ZM219 143V142H218ZM262 143V142H261ZM62 144H63V141H62ZM152 144V143H151ZM190 144V143H189ZM213 144V143H212ZM231 145H234L233 143H230ZM256 144V143H255ZM259 144V143H258ZM50 145V144H49ZM67 145V144H66ZM65 145V146H66ZM148 145V144H147ZM224 145V144H223ZM231 145H229L231 147ZM261 145V144H260ZM263 145V143H262ZM64 146V147H65ZM69 145H67L68 147ZM47 147V146H46ZM149 147V146H148ZM147 147V148H148ZM224 147V146H223ZM222 147V148H223ZM235 147V146H232V148ZM255 147V146H254ZM260 147V146H259ZM70 148V147H69ZM219 148V147H218ZM228 148V147H226ZM235 149L233 148V150H238V149ZM49 149V148H48ZM67 149V148H66ZM170 149V148H169ZM216 149V148H215ZM256 149V148H255ZM70 150V149H69ZM228 150H230L228 148ZM232 150V151H233ZM252 150V149H251ZM259 150V149H258ZM263 150V148H262ZM63 151V150H62ZM67 151V150H66ZM71 151V150H70ZM170 151V150H169ZM194 151V150H193ZM212 151V149H211ZM230 152V155H227L225 154L226 157H228V159L232 158L233 159V163L234 161L236 162V159H239L236 157L235 152ZM257 151V150H256ZM49 152V151H48ZM64 152V151H63ZM224 152V151H223ZM227 152V151H226ZM225 152V153H226ZM254 152V151H253ZM233 156H232V154ZM238 153V152H237ZM252 153V152H251ZM261 153V151H260ZM139 154V153H138ZM210 154V153H209ZM212 154V153H211ZM224 154V153H223ZM229 154V152H228ZM254 154V153H253ZM64 155V154H63ZM77 155V154H76ZM243 155V154H242ZM255 155V154H254ZM62 156V155H61ZM66 156V155H64ZM74 156V155H73ZM235 156V160H234V157ZM244 156V155H243ZM263 156V155H262ZM60 157V156H59ZM67 157H70L67 155ZM80 156H75V160L77 161V165L75 163V165H72V163H70L73 167L75 166V168L81 173V172H84L85 170H83L84 166H85V162L84 160L82 159H79ZM259 157V155H258ZM58 158V157H57ZM65 158V157H64ZM214 158V157H212ZM220 158H222L220 156ZM225 158V157H223ZM222 158V160H223ZM63 159V158H62ZM219 159V158H218ZM253 159V158H252ZM74 160V161H75ZM220 160V159H219ZM241 160V159H240ZM239 160V161H240ZM226 161V160H225ZM251 161V160H250ZM61 162V161H60ZM60 162L58 163L59 166H62L60 164ZM63 163V162H62ZM69 163V161L67 162ZM66 163V164H67ZM231 163V162H230ZM229 163V164H230ZM233 163H231L233 165ZM241 163V162H239ZM238 163V164H239ZM255 163V162H254ZM264 163V162H263ZM65 164V163H64ZM69 165V164H68ZM244 165V164H243ZM242 165V166H243ZM264 165V164H263ZM70 166V165H69ZM235 166V164H234ZM241 166V164L239 165ZM248 167V166H247ZM241 168V167H240ZM243 168V167H242ZM250 168V167H249ZM248 168V169H249ZM253 168V167H252ZM258 168V167H257ZM205 169V168H204ZM245 169V168H244ZM255 169V168H254ZM207 170V169H206ZM251 170V169H250ZM256 170V169H255ZM259 170V169H258ZM205 171V170H204ZM203 171V172H204ZM208 171V170H207ZM260 171V170H259ZM218 172V171H217ZM253 172V171H252ZM261 172H264V171H260ZM206 173V171H205ZM216 172L214 170H211L210 171V174H215ZM262 174V173H261ZM201 176H203L204 178L206 179H212V176L209 175V173L207 172L206 174H203V173H200ZM243 175V174H241ZM264 175V174H263ZM261 176V175H260ZM264 177V176H263ZM19 178V175L18 173L16 172L15 168L13 167V165L11 163H9V166L8 168H1L0 169V182L6 186H8L9 188H14V190H16L15 188L17 187H20V185H18V179ZM220 180L221 177H219ZM103 178H101L102 180ZM29 181L33 182V180L31 179H28ZM213 180V179H212ZM215 180V179H214ZM249 178L246 179V182H248ZM20 182V181H19ZM251 183V182H250ZM24 184V183H22ZM21 184V185H22ZM233 183L232 182H222L221 184L219 185H209L207 187L208 190L210 189H213L212 191H210L212 193L213 196H220L222 195V197H224L226 194H234V187H233ZM32 186V185H31ZM21 188L23 189H26V188H31L30 187V184L28 185H22ZM13 190V191H14ZM54 190H56V193H58L59 195L61 196H65V197H71V198H75V199H79L77 197H74L72 195L71 192H69V190L63 188V187H60V188H55ZM236 194H239L241 199H248L250 201V204L252 206V208L254 210L257 211V215H255L254 217H252L251 219H249L248 222H245L244 225L242 226V228L246 231V232H252V231H255L259 228H264V206L262 205V203L260 201H258V197L255 195V194H250L248 192L246 193H242V192H236ZM226 197V196H225ZM83 201V199H81ZM105 208L109 209L111 212H118V214H113V213H110L109 215L106 214V215H102V218L104 220L105 223H108L109 220L113 219L115 220V222H118L116 225V229L119 230V233H123L125 231V226H127V221H131V220H138V219H141L142 217H144V214L143 212H139L137 210H135L134 208L128 206L127 204L124 205V207L122 209H118V208H111V207H106ZM153 212H156L157 214H153ZM159 212L157 211H151V212H147V214H151L150 216H153V217H158V218H162L161 215H158ZM153 214V215H152ZM160 214V213H159ZM131 223V222H130ZM112 224L114 225V221L112 222ZM136 227V226H135ZM191 227V226H190ZM137 228V227H136ZM193 229L195 230H198V231H194L195 233L198 232L200 233L199 235L202 237L204 235H202L203 233H201L199 231V229L195 226H192ZM116 229H114L113 231L114 232H118ZM236 229H238V226L234 225V224H230V225H211L209 226L208 228H206V230H217V231H224V230H228V231H236ZM126 231L129 232V234L132 236V237H137V235H135L136 233L134 232V226L131 225H128V227L126 228ZM208 237H210L211 239H215L214 235H207ZM216 236V235H215ZM139 238V241L141 242H144L145 243V233L142 237H137V239ZM149 240V239H147ZM216 240V239H215ZM149 247L151 248H154L153 245H148ZM99 255H103L105 256L108 261L110 262V264H130L128 261H125V260H122V259H119L117 257H114L111 255H107L104 250L102 249H97V251H95V253L93 255H91V257L93 258H97ZM205 255V254H204ZM203 256V258H205V256ZM220 256L219 254H216V256ZM212 256V255H211ZM198 257V255H197ZM207 257V255H206ZM209 257V256H208ZM201 254L199 255V260L201 261ZM202 258V259H203ZM221 258V264H224V260L223 259V255L220 256ZM208 259V258H206ZM213 259V258H212ZM216 260V258H215ZM219 260V259H218ZM217 260V261H218ZM213 261V260H212ZM249 260H246L244 259V261L242 262H239V259L237 260H233V258H231V260H229L227 263L225 264H244L245 262H247ZM102 264H107L103 261H100ZM202 262H204L202 260ZM170 264V263H168ZM211 264V263H210ZM216 264V263H215ZM217 264H220V263H217Z\"/></svg>",
  "mask_w": 264,
  "mask_h": 264
}]
</instances>
